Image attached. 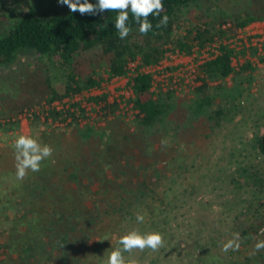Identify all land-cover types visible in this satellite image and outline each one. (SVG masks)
<instances>
[{"label": "trees", "instance_id": "1", "mask_svg": "<svg viewBox=\"0 0 264 264\" xmlns=\"http://www.w3.org/2000/svg\"><path fill=\"white\" fill-rule=\"evenodd\" d=\"M162 2L160 16L148 18L153 28L146 35L139 32L129 12L131 31L123 40L114 27L115 11L80 15L65 6L52 12L29 11L11 20L0 5V67H8L20 54L35 53L39 60L36 81L42 86L36 99L10 103L0 96V118L8 117L11 108L19 113L43 99L50 103L99 86L102 78L97 69L105 70L108 77L122 75L129 60L139 57L141 66L153 64L168 49L189 52L194 44L205 46L217 38L228 39L239 28L264 20V0ZM164 15L169 17L167 26L157 28ZM225 23L230 26L222 28ZM239 54L244 55L245 50ZM261 54L251 48L250 55L264 61ZM234 55L230 45H221L219 55L201 66V84L189 96L170 91L154 94L151 76L135 74L133 102L139 114L132 132L128 127L121 129L119 116L113 121L117 133L110 130L113 124L99 129L80 126L85 110L79 102H72L66 110H48L46 117L52 120L70 118L69 125L80 140L73 144L61 132L38 131L36 139L50 145L53 154L42 162L39 172H29L23 181L15 176L14 149L1 150L0 180L9 181L0 193L1 214L8 222L0 227V264H101L111 251L122 247L119 238L132 230L159 232L164 246L155 253L150 249L123 253L125 264L133 260L136 264H204L203 256H193L215 247L221 250L226 238L233 235L231 228L239 234L240 248L228 251L230 264H243L236 253L254 251L258 233L264 240V107L254 110L258 97L250 98L253 63L245 59L235 67ZM85 65L90 72L83 71ZM21 73L29 79L28 70ZM243 112L256 116L260 132L250 138L248 148L242 147L244 152L232 145L227 153L231 157L253 154L259 164L227 159L225 164L233 165L228 192H216L222 186V173L208 176L211 188H201L187 175L193 164L185 162L182 147L195 145L198 138H213L239 116L243 119ZM30 120L33 131L37 130L41 124L37 114ZM18 127L19 120L0 121L1 134ZM150 141L159 144L153 151L148 147ZM59 146L65 147L61 156L56 153ZM182 181H187V190L191 187L184 198L174 190ZM91 185L95 189L88 193ZM207 189L217 198L223 197L216 202L219 206L211 198L206 200L208 209L199 206ZM235 199L240 201L232 207ZM137 213L144 214L143 223H137ZM206 221L211 231L204 225ZM225 224L229 225L226 230ZM200 235L207 246L201 247L199 241L195 249ZM245 260L264 264V249Z\"/></svg>", "mask_w": 264, "mask_h": 264}, {"label": "rangeland", "instance_id": "2", "mask_svg": "<svg viewBox=\"0 0 264 264\" xmlns=\"http://www.w3.org/2000/svg\"><path fill=\"white\" fill-rule=\"evenodd\" d=\"M229 1V0H226ZM0 5L2 6L3 11L6 13L8 18L11 20L15 17L22 15L29 11L34 12H52L53 10L63 8L65 6H62L59 4L58 0H0ZM252 25V24H251ZM254 27H249V32H257L256 36L260 34L262 35L260 40H257L258 43H261V47L263 48L264 53V22H259L253 24ZM183 31L184 27L182 28ZM170 45H167L169 47ZM250 51L245 50V54L241 55L239 54V61L238 65L244 62L245 59H250L253 63L254 75L255 79L253 80L252 86L249 89V92L251 93L250 98H256L258 97V100L255 101V106L259 110L261 107H264V61H259V56L262 54L260 53L259 56L256 55H250ZM38 57L35 53H23L18 56V58L15 60L14 63L9 65L8 67H0V76H3L4 79L3 83L0 82V96L6 98L10 103H14L17 100H25L26 98L33 97L37 98L39 95H37L40 92V88L42 87L41 84H39L36 80L39 75L38 74ZM20 70V71H19ZM22 70H28V77L29 79L26 80L22 77ZM84 72H90V68L85 65L83 66ZM97 71L101 75V83L104 81L105 78H108L107 72L105 70H98ZM33 75H37L33 77ZM17 78V79H16ZM226 81L230 84L231 80L230 78H226ZM97 94V92H94V95ZM92 94H87L86 96L84 94H80L77 96V99L79 101L80 106L85 111V114L82 120H79L80 126H92L94 129H99L101 127L106 126L107 124H113V126L110 128V130H114L112 132L117 133L118 132V126L114 124L113 121H116V116H119L118 118L121 119L122 125L121 129L125 130L127 127L130 132L134 130V122L131 124L132 127L128 125V123L125 122L124 118L121 114L111 113L107 114L106 116H100L97 115L95 112L98 109L97 104H93L89 100H87L88 96H91ZM46 102L44 99L35 102L29 106L37 108L39 110V106L41 103ZM76 102V100H74ZM30 107V108H32ZM263 110H260L259 114L262 113ZM21 112H17L16 109L11 108L9 112L8 117L15 116L16 114H20ZM247 112H243L244 118L241 119L239 116L236 118L231 124H229L224 130H221L216 136H214L211 139H204L201 138L196 139L195 145H190L188 147H182L184 151L185 156V162L187 164H190L192 162L193 166L188 172V176L190 178H193L194 181L199 182L201 185V188L210 187L211 188V182L208 179V176H214L217 173H222V179H221V187L218 188L216 192H228L229 186L228 178L233 175V165L231 164H225L227 161L231 162H253L255 164L258 163V159L251 155L249 153L248 156H244L242 154H239L237 156L229 155L227 152L231 149L232 145L233 147H238L239 151H243V148H248V141L251 137H253L255 134H258L260 132V129L257 127V121L256 116L251 115L248 116ZM47 114L45 112L40 111L39 114H37V117L40 120L38 129L33 131V128L31 127V120L27 119L19 120V127L13 130H10L8 133H0V151L4 148H13L12 144L14 143V140L16 137H18L21 134L24 135H31L34 138H36L38 135V131H50L57 133L64 134V138L67 142H73L75 144L79 140L76 138V135L72 131V127H70L69 122L70 118H67L66 120H52L51 118L46 117ZM259 116V115H257ZM88 117V118H86ZM133 128V129H132ZM36 134V135H35ZM158 142L156 141H150L148 142L149 150H154L158 147ZM243 147V148H242ZM64 146H59L56 148V153L58 156H61L64 151ZM248 150V149H247ZM182 153L180 154V158H182ZM253 156V157H252ZM221 158V160H219ZM223 171V172H219ZM4 178V177H3ZM2 178V179H3ZM12 178V177H10ZM2 179L0 180V193L2 192V189L8 184H6L9 179L5 183H1ZM11 183V182H9ZM10 186V185H9ZM190 187V186H189ZM89 189L87 192H92L95 189L94 185H91L88 187ZM187 181H182L179 185L176 186L174 189L177 192L183 193L181 194L182 198L187 197L186 194L190 193L191 187L189 190H187ZM4 192V190H3ZM186 193V194H185ZM196 195V193H194ZM212 195V196H211ZM208 198L213 199V203L219 206L218 201L222 200V198H217L214 194L210 193V191L207 189L205 190L204 197L201 198L199 201V206L203 209H208L210 206V203L206 201ZM242 200V198H241ZM240 201V199H235L233 202L232 207H235L234 204ZM198 204V203H197ZM193 206L198 207L196 204H193ZM217 206V207H218ZM1 206H0V227H5L8 222L4 220L2 214H1ZM211 217H214L213 214H211ZM203 220H208L201 218ZM205 226L209 228L211 231V226L209 222L204 223ZM229 225L225 224L224 229H228ZM206 232V231H205ZM230 232L233 234L232 237L228 236L226 238L225 242L232 239L236 233L232 232V228L230 229ZM6 236V234H4ZM228 239V240H227ZM254 240L262 241V238L260 237V233L254 237ZM4 241V238L3 240ZM201 242L202 244H199L201 247L207 246L204 244V239L202 235L198 236L195 239V249L197 248V243ZM103 242V240H102ZM224 242V243H225ZM256 242V243H257ZM255 243V244H256ZM2 243H0L1 245ZM253 244V245H255ZM254 251L247 249L244 250L241 249L237 254V258L239 261H242L243 264H250L253 260L247 261L246 258L249 256V254H253ZM203 256V257H202ZM202 257V261L205 262L204 264H212L213 262L218 264H230L229 260V252H224L222 249L215 247L212 248L211 251H209L207 254H202L199 256V253H196L193 256V259H198ZM261 261V260H260ZM101 264H105V261Z\"/></svg>", "mask_w": 264, "mask_h": 264}, {"label": "built area", "instance_id": "3", "mask_svg": "<svg viewBox=\"0 0 264 264\" xmlns=\"http://www.w3.org/2000/svg\"><path fill=\"white\" fill-rule=\"evenodd\" d=\"M259 22H253L243 28H239L232 37L228 39H214L211 43L205 46H198L194 44L189 52L180 51L178 49H168L164 56L153 64L145 66L140 65V58L129 60L125 67V72L122 75L112 76L105 78L100 86L92 87L84 90L81 94L87 97V100L93 104L98 105V109L95 112L97 115L106 116L107 114L116 113L121 114L125 122L130 127L136 120L139 111L134 107L135 94L133 91V76L138 72L149 74L151 76L150 91L154 94L173 92L178 96H189L194 89L201 84L203 72L201 66L214 59L220 53V47L223 44H228L234 49V56L232 57V65L237 67L239 61V51L251 50L252 47L257 48L258 53H263V48L260 40V34L256 36L257 32H249V27H254ZM230 23H225L222 28L229 27ZM94 92L97 94L94 95ZM80 94H75L72 97H65L62 100H53L52 102H43L37 108L32 107L25 109L20 114H16L12 117L0 118L1 122L10 120H24L31 119L34 114H39L40 111L47 114L48 110H66L69 105L77 99ZM99 96L102 97L98 101L90 100V97ZM114 106V109H111ZM86 111V110H85ZM85 117V116H84ZM88 118V117H86ZM20 122V121H19ZM133 129V128H132Z\"/></svg>", "mask_w": 264, "mask_h": 264}, {"label": "clouds", "instance_id": "4", "mask_svg": "<svg viewBox=\"0 0 264 264\" xmlns=\"http://www.w3.org/2000/svg\"><path fill=\"white\" fill-rule=\"evenodd\" d=\"M62 6H67L72 13H79L80 15H97L99 13L108 11H115L118 13L114 27L119 34L120 39L126 38L131 28L128 25L129 12L135 22L139 25V32L142 35L149 33L153 25L149 21V16L159 17L164 10L162 0H97L95 4L90 0H58ZM169 17L164 15L157 28L167 26ZM14 149L15 159V176L18 181H23L29 172H39L41 164L46 159L52 157L53 149L50 145L42 144L38 139L31 135L21 134L14 140L12 144ZM144 214L137 213V223L144 222ZM264 232V229H262ZM122 247L116 248L108 254L105 264H125V257L123 253L132 254L136 251L143 252L150 249L153 253L158 252L164 246L163 234L159 232L141 233L137 230L129 231L122 235L118 241ZM240 248L239 234L223 244L222 250L228 252L229 250L238 251ZM264 249V240L258 241L254 247V253ZM131 264H136V261H131Z\"/></svg>", "mask_w": 264, "mask_h": 264}]
</instances>
